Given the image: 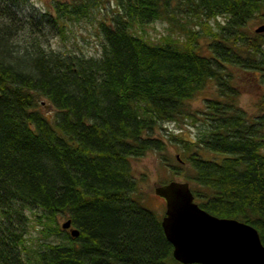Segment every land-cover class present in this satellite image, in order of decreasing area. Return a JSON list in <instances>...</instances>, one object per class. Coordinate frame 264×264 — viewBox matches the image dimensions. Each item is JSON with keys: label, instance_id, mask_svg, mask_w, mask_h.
<instances>
[{"label": "trees", "instance_id": "16d2710c", "mask_svg": "<svg viewBox=\"0 0 264 264\" xmlns=\"http://www.w3.org/2000/svg\"><path fill=\"white\" fill-rule=\"evenodd\" d=\"M116 1L100 23L101 54L76 58L49 52L36 31L81 6L28 20L17 0H0V264H26L30 212L48 225L69 215L81 232L37 253L39 264H177L162 216L138 196L132 164L151 152L201 208L255 227L264 243V94L257 117L238 101L243 84L263 88L264 33L249 24L264 23V0ZM159 22L160 39L140 32ZM210 83L218 97L194 109ZM173 122L199 133L173 138L179 155L168 165L154 132Z\"/></svg>", "mask_w": 264, "mask_h": 264}, {"label": "rangeland", "instance_id": "374dc122", "mask_svg": "<svg viewBox=\"0 0 264 264\" xmlns=\"http://www.w3.org/2000/svg\"><path fill=\"white\" fill-rule=\"evenodd\" d=\"M18 1V12L21 17L29 20L32 16H36L37 20L43 18L46 14L58 15L57 7L59 3H68L72 6L74 10L75 5L81 6L80 11L84 10V14H70L62 13L64 17L60 21L58 27H53L47 24L40 25L37 36L42 42L45 43L46 48L49 52H54L56 54H62L65 57H76V58H91L99 56L104 49L100 23L108 22L112 19L114 11L117 10L116 0H17ZM83 3H87L88 7L83 6ZM264 23H258V21H252L249 27L252 31H257ZM166 24L161 22L152 24L150 26L144 27L142 34L149 36L153 40L160 39L163 35L167 33ZM41 32V35H40ZM264 32L258 33L262 34ZM26 37H29L26 32ZM23 36V37H24ZM24 37V39H28ZM243 83V82H242ZM246 91L239 97V106L243 108L250 118L257 117L259 110L257 108V101L260 96L264 94V84L263 88L257 91H249L250 86L243 84ZM218 92L216 86L210 83L209 86L203 91L201 95L195 98L191 104L194 109L201 110L204 107L205 99L217 98ZM40 103L42 107H39L45 114H54L56 110L47 104L48 100L46 98H41ZM50 116V115H49ZM155 136L164 139L168 143L167 158L168 165H172L175 159L179 155V146L174 139L182 138H197L199 129L197 126H193L190 122L180 123L173 122L168 123L161 129L158 128L155 132ZM172 139V140H171ZM191 149V147H189ZM193 149L192 151H195ZM204 155L210 158H214V154L203 152ZM165 158L162 154L157 152H151L147 156L133 161V172L138 182L139 191L138 196L141 198L144 206L153 210L154 212L162 216L161 225L166 214V202L162 198L154 195L156 185L161 182H170L173 180L180 182H187L183 177L177 178L174 174H171V169L165 164ZM37 215L31 214L30 212V222L31 227L27 235L26 249L24 250V260L26 264H39V255L37 253H43L47 251L48 245H60L64 247H70L73 240H77L80 236L79 228L71 225V228L64 229L63 225L71 220L69 215H60L55 220L57 224L40 221ZM72 221V220H71ZM245 223V222H244ZM160 225V226H161ZM60 229V233L55 232L56 228ZM78 230L79 236L72 237L71 230ZM163 229V227H162ZM164 232V230H163ZM165 234V233H164ZM166 237V236H165ZM261 237V236H260ZM167 239V237H166ZM170 243V242H169ZM172 245V244H171ZM173 253V252H172ZM174 258V256H173ZM174 260L177 264H181L175 258Z\"/></svg>", "mask_w": 264, "mask_h": 264}, {"label": "water", "instance_id": "95a60500", "mask_svg": "<svg viewBox=\"0 0 264 264\" xmlns=\"http://www.w3.org/2000/svg\"><path fill=\"white\" fill-rule=\"evenodd\" d=\"M264 32V25L257 33ZM166 202L162 227L181 264H264V243L258 230L237 219L220 218L195 203L189 182L155 187ZM67 221L64 229L71 228ZM78 237V230H71Z\"/></svg>", "mask_w": 264, "mask_h": 264}]
</instances>
